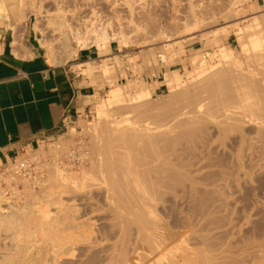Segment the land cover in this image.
I'll return each mask as SVG.
<instances>
[{"label":"bare ground","instance_id":"bare-ground-1","mask_svg":"<svg viewBox=\"0 0 264 264\" xmlns=\"http://www.w3.org/2000/svg\"><path fill=\"white\" fill-rule=\"evenodd\" d=\"M26 1H30L28 4L29 6L25 4ZM35 1L36 0H0V25H5L7 29L6 31H10L13 35L16 36L21 25L24 26L25 30H27L32 18L35 17L36 20L34 23L32 22L33 26L31 29L34 31L36 40L39 42L41 48L45 52V59L47 63L53 67L69 63L77 57V54L80 50L96 47L98 48L101 46L104 47V49L110 48V46L103 45H110L112 41H118V38H120V36L118 38H115V36L114 38L110 37L108 29L111 24L107 23L109 25H107L106 27L104 23L102 25L103 21L100 19L104 18V15L102 16L99 14L100 16L98 17V13H96V11L94 12V19L96 22H98V26H91L87 24L89 22H83V25L86 26L82 30L77 27L78 24L77 26H74L73 24L75 23H71L74 21H70L71 19H68V11L66 12L64 7L62 8L60 6V3H58L59 8L56 9L55 13H49V11L45 10L43 6H37ZM61 2H63V0H61ZM126 2L129 8H132L131 6L134 4L135 0H127ZM193 12L194 11L192 10V13ZM44 13H46L45 16H43ZM194 16L195 20L197 21L198 17L196 16V13ZM41 18H44V24L42 23L43 25L41 24ZM254 22V24L249 26V29L253 27L255 28L254 30H256L257 33H253L252 35H250L248 45L241 46L240 50V53H243L246 60L242 59L243 61H241L236 59L233 54V49L225 48L221 49L219 53L220 60L218 61V63L212 65L210 64L211 62L209 63L207 59L208 57L214 56L215 54L208 53L207 55H203L202 53L197 52L196 56L192 58V64L196 69V71L194 70L196 74L193 77L194 82L192 83V85L190 84L191 86L189 85V87H183V89L181 87L185 84L187 85L189 80L184 81V77H179L177 74H175L174 78L170 79L168 83L169 86H171L172 94L170 93V99H168L167 101L170 102L172 106L170 107V105H166L165 107L170 108H167L164 111L162 110L160 112L161 116L158 115V109H155L158 112L155 113L153 111L154 109L151 107L155 104H152L151 100H149L151 96L149 93V88H144L142 92L139 91L143 86H133V89H135V94L131 96L128 95L126 99H121L119 92L115 94L113 92V99L107 100V104H104L106 105L105 113H108L110 108L115 104L121 102L131 103V105L124 107V111H126L128 117L120 121H114L111 124L110 128L104 126L105 128L102 127V130H99L98 128L95 130V132L97 130L102 131L101 135L105 133L104 135H102L103 137H101L100 135V137H97L103 138L101 139L103 140L102 143H100V141L98 143H95L97 139H94L95 141L93 140V149L95 151L93 156H96V160H94L95 162L93 161L94 163L92 164V176L98 181L95 184L96 186L100 183L99 181H102L103 179V183L101 184H105L103 186H107L106 191L109 190V192L111 193H108V191L106 192V194L108 193L107 197L109 196V199L106 197L108 200L107 202L112 200L113 203V205L110 204L109 208L115 210L113 212V216L115 217V215H117V218L115 219L119 220V222H117V225L115 220L113 222L116 226H118L119 223L121 224V232L118 230L119 232L117 233H119V235H121L120 233H122V238L119 236L121 239L119 237L118 238L121 241L119 239L117 240L118 242L116 241L117 243L120 242L119 246H115V243L112 245L113 250H110L111 255H109L111 257V262H115V264H241L242 262L240 263L239 261L243 260V258L244 260H246L247 258L245 259V257H248L247 254L251 251H255L254 247H257V243L258 246L259 244H263L264 246V243L261 242L263 241V239L259 240V242L261 243H259L258 241H256V243L254 242L256 246L250 245V247L248 245L246 246L245 244V246L248 248L245 250L251 251H247L248 253L246 251H242L245 252L246 256H243L242 259L238 258L240 260L237 259V262H229V260H231L232 253L235 250L231 252L230 256L231 245L226 244L227 247H225V245L223 246L222 244L224 250H220L219 247H222L220 245L218 247L220 250L219 252L216 249L218 244H221L220 241H216L218 238H215V242L210 241L211 239H213L212 237H217V235L219 234L212 237H207L208 235H210L209 233H207V231L209 232L211 227H209V230H207L208 228L206 229V225L203 226L204 223H201L200 225L201 227H203V230H201V234L203 233V231H206V233L202 235L195 234L194 237H197V235L199 236L195 239H198V244H201L203 247H198L197 249H195V247L194 250H192L193 248L189 249L192 244L198 245L195 244L197 242L194 243L193 241L189 240V237L192 236L191 234L197 232H194L195 230H193H197L196 226L192 229L193 224L198 226V222H195L197 219H194V213V216L189 215L190 219L185 218L193 224L183 223V225L185 224L184 227L186 229L187 227H189L188 230H186L185 228H181L180 226V224L182 223L181 220L183 219H175L173 222L175 224V227L173 225V229L178 228V230L175 229V231L170 229L172 227L168 226L170 221L172 223V220L169 221V219H166L167 217L161 214L164 213L165 215L166 211H169L170 208H168L167 210H162V208H159V204L163 201V198L165 196V198H168L166 195L167 191L174 190L173 192H170L171 194L177 191L178 188H182L184 189V194H186L187 192L185 190L187 188H185V186H187L188 182H191L192 185L190 186V189L193 190H191L190 192H193L192 194H194V197H192L190 194L189 197H192L193 199L188 200L193 201L194 198H196V204H194L195 201L193 203L191 201L190 203H192L193 206H189V208L194 207V211L197 210L196 213H199L198 217H203L204 207H211L209 204H207L209 203V201L206 202L209 196H213L211 197L212 199L209 198L211 199V202L214 201L213 204H215V202H218L217 200L219 199L225 202L229 198V193H227L228 191L226 193H222V191L220 190L223 188L217 190V188L220 187H217V184L220 185L218 181H221V179L230 181V174H234L236 171H242L244 170V168H252V171H254L253 169L255 167H259L258 163L264 160V37L262 36V32L259 30L261 25L259 23V20L255 19ZM48 31L52 32V34L49 33L50 36H52L51 38H49L47 35ZM118 31L119 30H117L116 32ZM226 33L227 32L225 31L224 33H222L224 34V37ZM121 34L119 33L118 35ZM216 38L214 39L216 41L215 44L217 45L219 40H216ZM122 39L123 38H121V40ZM18 47L19 46L17 38L14 37V41L12 42L13 53L16 56H21ZM109 67L110 66L105 65L104 69L102 68L105 74L111 71ZM90 70L93 71L92 68L88 69V71ZM179 88L183 91H179L178 93L177 90H180ZM148 100L150 101L151 104H149L151 106L147 105ZM126 109L130 110L127 111ZM132 113H136L137 115L131 117ZM158 116L161 120L157 122L156 120L159 119ZM92 126L93 124L90 123L91 128ZM76 135L77 133L74 131L70 137H75ZM95 136L93 135V137ZM216 136L218 137V139H213L216 138ZM70 137L60 136V142L57 145L56 149H60V151L63 149L65 150L66 144L72 141L70 140ZM212 141L213 143H211ZM228 141H230L231 145L228 144V146L226 145L225 147H240V150H238V152L236 151L237 153L234 151V153L237 154V157L233 155V157L235 158H232V164L229 162L231 161L230 158L232 154L230 156L221 153V155L219 156L216 155L217 157L215 155L214 157H212L213 153L215 154L216 152L214 151V147L217 145V143L218 145H220L219 147H224V145L227 144ZM212 144L214 145L211 148ZM202 148L204 149L203 151L200 150ZM197 150H200L201 152L199 153ZM44 151L45 150L42 148L41 153L43 154ZM45 154L46 153H44L43 155ZM89 155L90 154H88V156ZM247 157L251 162H253L254 160L259 161L253 164L257 166L254 167L253 165H250L251 163L247 164L248 162L246 161L248 160L245 161ZM57 160L58 159H56V163L54 166L50 167L48 165L50 167L48 168V170H50V176L48 175V177H50L49 179L51 181H55L56 183H69L72 180L75 181V184H69L70 186H73L71 188V190L73 189L72 191L77 189L76 186L77 184H79V182L84 181L90 175V173L86 172L85 168L83 169V177L81 178L77 176V173H71L72 175L70 176L65 175L63 174L64 170H61L59 165H56L58 164ZM205 160L209 161L205 162ZM213 166L222 167L224 170H221V174L214 173V170L213 172L209 171L211 176H207L208 174L205 173L206 171L204 172V175L201 174L195 176L199 173H196L195 175L193 174L194 171H197V169L195 168L203 170L202 168L205 169ZM208 169L210 170V168ZM208 169L206 170L208 171ZM233 169L236 170L233 171ZM238 172H236V174ZM249 173H247V175H249ZM192 174L194 176H191ZM214 174L215 176L216 174H218V177L221 176V179L218 180V177L215 178ZM224 175H226V177H224ZM257 176L261 177V175ZM208 177H214L215 179H217L216 182L218 183L214 182V185H211L213 188H216L215 190L211 188H209L210 190H205L203 187L205 186V184H203L202 186L201 183H197L200 185L198 187V185L196 184L197 181L195 182V180L198 179L199 181H202V183L203 181H209L210 178ZM240 180L239 184L241 183ZM11 181H7L8 186L12 191H14L12 193L11 199L7 197L6 189H4L0 185V264H90L92 260L93 262L95 260H98L97 258L99 256H102L101 254L103 252L106 251V253H108V248H112L110 247L111 245L108 246V248L105 247L106 249L104 250V247H101L102 250L98 247L99 245L102 246V243L105 244L106 241L102 238L104 242H100L102 239L100 240V238H96V236L100 237L98 235L101 233V230H99L100 228L98 229V226H96V224L94 223L97 221H93V219L95 218L90 221V217L84 216L86 217V219H89L83 221L82 218L84 219V217L81 214H79L82 216L80 220V217H77L76 213H80L78 208H73L74 205L70 204H73L74 202L78 203V201L81 199L80 197V199L77 198L78 200L66 201L62 192L57 197H53V195L45 196V194L44 196L43 194H41V196L39 195L40 197L43 196L42 198H44V201L45 199H47L46 201L49 203L47 207V202L45 201L44 203L43 200H41L42 198L40 199V197H37L38 193L36 194L34 192H31L33 190L28 188L26 189L27 193H25L27 198L30 199H27L29 201L28 203V201H23L21 192H18L14 190V188H12L13 186L11 184ZM18 181H21L23 184L27 183V185H29L27 180L19 179ZM18 181L16 180L15 182L17 183ZM213 181H211L210 184H212ZM226 181L223 182L226 183ZM259 181L263 182L261 180H258L257 182L259 183ZM237 183L238 182H236V184ZM261 186H264V184H260L259 187ZM104 187L99 188L103 189ZM29 189L31 191H29ZM178 190L181 191V189ZM263 190H259L260 192L257 191V193L254 192L257 195L255 199H258V196L260 195L259 193H262ZM174 194L176 195V192ZM188 194L189 193H187V195ZM251 194L253 193H249L247 195ZM110 195H112V198ZM187 195L184 196L187 197ZM198 195H200V197H197ZM215 195L218 198L220 196V198H217V200H215ZM253 195L251 196L253 197ZM184 196L181 195V199H183L182 197ZM236 197L238 198V196ZM252 197L247 196V198L245 199H247L246 201L249 202L253 199ZM177 199H179V197H177ZM188 200L184 202L188 203ZM198 201H202V203H199L200 205H205L203 209H200L203 210V213L201 212L202 214L198 210V206H200L197 203ZM224 202L221 204H224ZM251 202H253L252 206L256 207V211L258 212H254V207H252L251 209ZM251 202L244 203L246 204V209H251V213L254 212V215L261 213V210L263 209L259 208H262V206H259V208H257L258 206L254 205L255 201L252 200ZM19 203H21V205H19ZM50 203L55 204V208L58 209V213H53L52 210L49 209ZM177 203L183 202H181L180 200V202ZM227 203H225L226 205H224L227 206ZM213 204H211L212 208L215 207L216 209L218 203L216 204V206H213ZM221 204L219 207L217 206V210L219 208H224L222 207L224 205L221 206ZM111 205H115L116 207H112ZM194 205H198L197 208ZM244 208L245 207H243V210L240 209L239 211H247ZM157 209L165 211L161 212ZM190 210L192 211L193 209ZM236 210L237 209H235V211ZM93 211L95 210H92L91 212ZM239 211L238 213H240ZM158 212H161L160 215ZM95 213L93 212V214ZM263 214L264 213H261V215ZM161 215L162 218H165L161 219ZM230 215L232 214L230 213ZM234 215H237V213ZM192 216L194 217L193 219ZM246 216L249 217L251 216V214H248ZM220 218L222 217L220 216ZM238 218L239 217H237V219ZM244 218L245 216H243V219ZM261 218H264V216L260 217V219ZM172 219L174 218L172 217ZM227 219L228 218H226V220ZM231 219H233V217ZM163 220L168 221H166V223ZM236 222L237 221H235V223ZM255 224L257 223L255 222ZM207 225L211 226V224ZM260 225V227H264L262 226V224ZM133 226L135 230L132 228ZM259 226L256 225L255 227L257 228ZM201 227L199 228L202 229ZM131 229H133L134 232H138L137 235L139 237L137 235L136 236L139 239V242H137V244H139V246H137L139 251H137L136 249L137 254L134 255L135 257L132 256L133 258H128V255H126L128 253L127 251H125V248L129 247L126 246L127 241L129 240L128 243L131 241L130 236L132 237L131 233L133 232ZM262 229L264 231V228H261V231ZM230 230L226 233H231ZM257 230L259 231V229H256L254 231ZM114 232L111 233L115 234ZM213 232L214 231L212 229V234H215ZM263 233L264 232H261V234ZM129 234L131 235L129 236ZM249 234H252V232H250ZM229 235L230 234H228V236ZM27 236L29 237L27 238ZM221 236L222 238L224 236L227 237V234H224V236L220 235L218 237L220 238ZM255 236L257 235L255 234ZM25 237L27 239H25ZM126 237L129 238L126 239ZM250 238L251 237H248V239ZM257 238H261V236ZM222 240L227 241L226 239ZM240 240L242 241L241 238ZM124 241H126V245H124ZM189 241H191L192 244ZM225 241L222 242L225 243ZM189 243L191 244L190 246ZM233 243H231L232 247H234L233 249L238 250L239 248H241L238 250V252L235 251L234 253L237 256H239L238 254H243L240 252L241 250H244L243 241L242 243L238 242L240 243V245L242 244L239 247L234 246L235 244ZM261 246H259V249H264V247ZM97 247L100 250H93ZM118 247L120 248V250L118 249ZM256 252L260 253L258 249ZM262 253L259 256H261ZM109 256L107 257L110 258ZM259 258L261 259V257ZM99 259L102 258L99 257ZM260 259L256 261H260ZM263 261L264 259L261 260V262Z\"/></svg>","mask_w":264,"mask_h":264},{"label":"rangeland","instance_id":"rangeland-1","mask_svg":"<svg viewBox=\"0 0 264 264\" xmlns=\"http://www.w3.org/2000/svg\"><path fill=\"white\" fill-rule=\"evenodd\" d=\"M126 1L127 0H63V2H61V0H36L35 1L37 6H39V5L43 6L45 8V10L49 11V13H55L56 9L59 8L58 3H60V6L62 8L64 7L66 12L68 11L67 12L68 13L67 14L68 19H71L70 21H74L71 23H75V24H73L74 26H77V24H78L77 27H79V29H82V30L86 26V25L85 26L83 25V22H89L87 24L91 25V26H98V22H96L94 19V12L96 11V13H98V17L100 15H102V16L104 15L103 16L104 18L100 19L103 21L102 25L104 23L105 27H106L107 25H109L107 23L111 24L112 27L110 26L108 29V33L110 34V37L114 38V36H115V38H118L120 36V38H118V41H112V42H115L117 45H119V46H117V56H115V59L113 61H109V60L103 61L102 65L98 66V69L101 70L102 73L107 77L108 89L103 94L101 100H99V102L94 105L93 113L90 115V118L88 120H86V123L82 126V128H80L79 130L75 129L77 132V135L75 137L74 136H72V137L74 139L75 138L76 139L74 140L72 137H70V132H68V133H65L63 135L66 137H70V140H72V141L70 143L66 144L65 150L63 149L60 151V149H56L57 145L60 142L59 141L60 136H59V137L44 141L43 143H41V145L39 147H37V149L35 151L27 154V157H25V158H31L32 157V159H38L37 165L39 167H41V170H42L41 172H43L42 175L44 178L43 179L44 182H43V184H41V186H38L35 188L32 184H29V185H27V183L23 184L21 181H18L16 184L12 185L13 186L12 188H14V190L21 192L22 197H23V201H25V202L30 200L27 198V196L25 194V193H27L26 189H28V188L33 190V191H31L29 189V191L34 192L36 194L38 193L37 197H40L41 194H43V196L45 194V196L46 195H53V197H57L62 192L66 201L78 200L77 198H79V197L82 199L81 200L79 198L80 200L78 201V203L74 202L73 204H70V205H74L73 208H78L80 213H78V212L76 213L77 217L78 218L80 217L79 220L82 218V216L83 217L84 216L90 217L91 218L90 221H92V219L95 218V219H93V221L97 220L96 221L97 223L96 222H94V223L96 224V226H98V229L100 228L99 230H101V233L100 234L98 233L99 234L98 236H100V237L96 236V238L97 239L100 238V240L103 238L106 241L105 244L102 243L101 244L102 246L99 245L98 247L101 250L103 247H104L103 248V250H104V249L108 248V246H110V245H111L110 247H112L110 249L108 248L109 250L107 249V251H109L108 253H106V251H105L101 254L102 256H99L102 259H99V257H98L97 258L98 260H95L94 262L92 260L90 264H115V262L110 261V259H111V257L109 256V255H111L110 250L111 251L113 250L112 245L114 243H115V246H117V245L119 246L120 242L117 243L118 242L117 240L122 235V233H120L121 235H119V233H117L121 230V228H120L121 224L119 223L118 226H116L117 222H119V220L115 219V218H117L116 217L117 215H115V217L113 216V212L115 210H112L109 208L110 204L113 205L112 200L109 201L111 203L107 202L108 201L107 198L109 199V196L107 197V195H108V193H110L109 190H107L108 193L106 194V192H107L106 187L107 186L104 187L103 185H105V184H103V185L101 184V183H103L102 182L103 179H102V181H99L100 183L96 186L95 184L98 181L96 180V178H94L92 176V164L95 162L94 160H96V156H93V154L95 153V151L93 149V147H94L93 146V144H94L93 140L97 139L98 140V141L96 140L97 142L94 140L95 143H98L99 141H100V143H102L103 140H101V139H103V138H97V137H100V136L103 137L102 135H104L105 133L101 135L102 131H99V130H102V127L103 128H105V127L110 128L111 124L114 121H120V120L128 117V114H126V111H124L125 110L124 107L131 105V103L121 102V103L115 104L114 106H112L110 108L108 113H105L106 105H104V104L105 103L107 104V102H108L107 100L113 99L112 96L117 92L120 93L121 99H126L128 95L131 96V95L135 94V89H133V86H135V87L136 86L137 87L143 86L142 88H140V90L138 88V90L140 92H142V90H144V88H149V93L151 95L149 100H151L152 104H155V105L151 106L150 105L151 103L149 100L147 101V105H150L154 109L153 111L155 113L157 112V110H155V109H158L159 113L158 112L157 113H158V115L161 116L160 112L162 110L164 111L165 109L170 108L172 106L171 103L167 101L168 99H170V96L172 94L171 93V90H172L171 86H169V83H168L170 81V79L174 78L175 74H177L179 77L180 76L184 77L183 78L184 81L189 80L187 85L185 84L181 88L189 87V85L190 84L192 85V83L194 82L193 77L196 75L195 74L196 69H195L194 65L192 64V58L194 56H196L197 52L202 53L203 55H207L208 53H212V54L217 55V56L214 55V56L208 57V59H207L209 61V63L211 62L210 64L215 65L220 60L219 53H220L221 49L232 48L234 57L238 60L243 61L242 59H245V58H244L243 53L242 54L240 53L241 46L248 45V43H249L248 41L250 39L249 36L252 35L253 33H257V31L254 30L255 28L252 27V28H250L252 30L249 29V26L256 23V22H254L255 19L259 20V23L261 24L259 30L262 32V34H263L262 36L264 37V0H135L134 4L131 6L132 8H129ZM29 2L30 1H26L25 4L27 6H29L28 5ZM63 3H65V4H63ZM192 10L196 13V16L198 17V19H197L198 22L195 20V16H194L195 13L193 12L194 13L193 14ZM45 15H46V13H44L43 16H45ZM72 19H74V20H72ZM35 20H36V18L33 17L30 24H29V27L27 29L28 32H27V30H25L24 26H22V25L18 29L17 35L19 38L22 39L23 43H25V39L27 38V36H29L30 31H32L34 33V31L31 28H32ZM40 20H42L41 24L42 23L44 24V22H43L44 18H41ZM246 27H248V28H246ZM254 27H255V25H254ZM117 30L121 31V32H119V31L118 32L120 34L121 33L122 34L118 35L119 33L116 32ZM224 31L227 32L225 34V37H224V34H222V33H224ZM240 31H242V32H240ZM218 32H219V34H218ZM49 33L52 34V32L51 31L47 32L48 37L51 38L52 36H50ZM240 33H242V34H240ZM4 35H5L6 41L8 43H11L12 32H10V31L5 32L4 31ZM121 38H123L122 40H124V41H122ZM214 38H216V40H219L217 45L215 44L216 41ZM229 44L231 46H229ZM103 46H110V45H103ZM96 49L100 52L101 55H104L109 50V48L104 49V47H102V46L98 47V48L96 47ZM40 50H41L43 56L45 57L44 50H42L41 47H40ZM155 61H156V63H155ZM105 65L110 66L109 68L111 69V71L106 73V74L104 73V70H103ZM49 66H51V65L49 64ZM173 72H174V75H173ZM160 84H164L166 87L162 88L157 93L155 90V86H161ZM144 86H146V87H144ZM150 87L153 90H151ZM179 91L182 92L183 90L182 89L177 90L178 93H179ZM113 92H114V94H113ZM167 102L170 104H168ZM166 105L167 106L170 105V107H165ZM150 106H148V107H150ZM160 108H162V109H160ZM128 110H130V109H128ZM135 115H137V114L132 113L131 117H134ZM153 120H151V121H153ZM159 120H161L160 117L156 121L158 122ZM90 123L93 124L92 128L94 129V131L90 127ZM100 126H101V128H100ZM97 128L99 130H97L95 132V130ZM93 132H94V134H93ZM97 132L100 134H98ZM86 133H89L90 135L86 134ZM63 135H61V136H63ZM93 135L94 136L98 135V136H95L96 137L95 138V137H93ZM213 139H218V137L216 136V138H213ZM211 143H213V141ZM53 144H55L56 146ZM228 144L231 145L230 141H228L227 144L224 145V147L223 146L219 147L220 145H218V143H217L216 146H218V147H216V146L214 147V151H216V152H215V154L213 153L212 157H214V155L219 156V155H221V153H224L225 155H230V156L232 154V156L230 158L231 161H229L232 164V161H233L232 158L233 159L235 158V157H233V155H235V156L237 155L236 153L238 152V150H240L239 149L240 147L239 146H236L235 148L225 147L226 145L228 146ZM213 145L214 144H212L211 148L213 147ZM42 148L45 150L44 151V153H46L45 155H43L44 153L43 154L41 153ZM215 148H217V149H215ZM224 148L229 150V151L225 150ZM232 149H234V150H232ZM200 150L203 151L204 149L202 148ZM200 150H197V151L200 153L201 152ZM230 151H232V152H230ZM234 151L235 152L237 151V152L234 153ZM209 152H211V151H209ZM88 154H90V155L88 156ZM56 159H58L57 160L58 164H56V165L57 166L59 165L60 169L64 170L63 174L70 176V175H72L71 173H73V174L77 173V176L81 178V177H83V169L85 168L86 172L90 173L89 177L86 178L84 181L79 182V184H77V186H76L77 189L74 191H72L73 189L71 190V188L73 186L69 185L70 183L75 184V181H73V180L70 181L69 183H66V182L65 183H59V182L56 183L55 181H54L55 182L54 183L53 181H51L49 179L50 177H48L49 172H50V170H48V168L55 165ZM246 160H248V161H246ZM207 161H209V160H207ZM207 161L205 160V162H207ZM245 161L248 162L247 164L251 163L250 165L255 164V162L256 163L259 162L256 160L251 162L248 159V157L245 159ZM229 162H228V164H229ZM234 162H233V164H234ZM258 164H259L258 168L255 167L257 165H253L255 167L253 170L255 171V169L257 168L255 172H258V173H255L254 171H252V168H246V169L244 168V170H242V171H239V172L236 171V172H238L237 174H236V172L234 174H230L231 175L229 177V179L231 178L230 181L229 180H227V181L222 180L221 176L218 177V174H216V176L214 174L215 178L218 177L217 178L218 180L221 179V181H218L220 185L217 184V187H219V186L220 187L217 188V190L218 189L220 190V188H223L220 190V191H222V193H226L227 191H228L227 193H229V195H228L229 198L227 199V201L224 202L222 200L224 202V204L228 202L227 206H225L226 204L225 205L221 204L223 202L221 201V199H219L220 196H219V198L216 197L217 194L215 195V197H216L215 200H217V198L219 200H217L218 202H215V204H213L214 201L211 202V199H212L211 197H213V196H209L208 200L206 202L209 201V203H207V204H209L211 207H209L208 205H207L208 207H204L205 206L204 204H203V206L200 205L199 203H202V201L197 202L198 205H200V206L194 205L196 208H197V206L199 207L198 210L200 211V213L201 212L203 213V210H200V209H203V207H204V213H203L204 216L198 217L199 213L198 212L196 213L197 210L194 211V209H195L194 207L189 208V206H193L192 203L194 201H195L194 204H196V198H194L193 201L188 200V199H193L192 197H194L193 196L194 194H192L193 192L192 193L190 192L191 190H193V189H190V186L192 184H191V182H188L187 186H185V188H187L185 191L187 193H189L188 195H187V193L184 194L185 192L183 191L184 189H182V188H178V189H181V191L178 189H177V191H175L176 195L174 194L175 192L170 194V192H173L174 190L166 192V195L169 199L165 198L166 197L165 196L163 198V201L159 204V208L160 209L162 208V210L163 209L167 210L168 208H170V209H169V211L168 210L166 211L165 215H164V213H161V212H164L165 210L162 211L160 209H157L158 211H161V212H158L159 215L161 213L163 216L167 217L166 219H169V221L172 220V223L170 221L168 224V226L172 227L170 229L178 230V228L173 229V225L175 227V224L173 223L174 220L175 219L187 220L185 218L190 219V216L193 215V213H194L195 216L194 215L193 216L195 218L192 216V219L194 218V219L198 220V221L197 220L195 221V222H198V226L194 225L192 222H189V220H187V221L181 220L182 223L181 224L179 223L181 228H185L184 227L185 224L183 225V223L193 224L192 229L195 228V226L197 227V230L193 229V230H195L194 232L197 231L196 233H192V231H191L192 234L191 233L190 234L193 237L190 236L192 238L189 237V240L193 241L194 243L197 242L195 244L199 243L197 241L198 239L196 240L195 238H198L199 237L198 235H202V234L206 233V231H203V233L201 234V230H203V227H201L200 224L204 223L203 226L206 225V229L208 228L207 230H209V227H211L210 228L211 231L210 230H209V232L207 231V233L210 234V235L207 234L208 235L207 237H212V236L219 234V235H217V237L216 236L212 237L213 239L210 240V241L215 242V240L218 238L216 241L217 242L220 241L221 244H218L216 249L219 252L221 249L224 250V247H223L224 245H225V247H227V245H231L230 256H231L232 251L235 250L238 252V250L241 249V248H239L238 250L233 249L234 247H232L231 243H233V242L242 243V241H243L244 247L243 246L242 247L244 248V250H241L240 252L243 253L244 255L241 254L242 255L241 256L240 254H238L239 256H237L234 253L235 252L234 251L232 253L231 260H229V262L230 261L231 262H237L238 260H240L238 258L242 259L243 256H246L245 252H242V251H246V252L248 251V250H245V249H248L246 247L247 245L248 246H250V245L256 246L254 244V242L255 243H256V241L259 242L260 239H263V241H261V242L264 243V233L261 234V232H264L263 229L261 231V228H264V227H260L261 226L260 224H262V226H264L263 225L264 224L263 223L264 218H261L263 220L260 219V217L264 216V214L261 215V213H264V208H263L264 207V205H263L264 204V201H263L264 200V198H263L264 197L263 196V194H264L263 189L264 188H262L264 186L259 187L260 184L261 185L264 184V160L260 161V163H258ZM216 167L217 166L208 167V168H210V170L208 168H205V169L202 168L203 170H199V168H195V169H197V171H194L193 174L195 175L196 173H199V174H196L195 176H198L201 174L204 175V172L206 171L205 173L208 174L207 176H211L209 171L213 172V170H214V173H220L221 174V170H224V169L222 167H219V166L217 168ZM206 169H208V171ZM236 169H233V171ZM259 169H261V170H259ZM247 173H249L250 176L247 175ZM193 174L191 176H194ZM243 174H245L246 176ZM257 175H261V177L257 176ZM224 177H226V175H224ZM208 178H210V180L207 179L209 181H203V183H202V181H199V179L195 180V182L197 181L196 184L201 183L202 186H203V184H205V186H203L205 190H210L209 188L215 190L216 188H213L211 185H214L213 183L216 182L217 179H215L214 177H208ZM240 179H244V180H240ZM98 180H101V179H98ZM239 180L241 182L240 184H239ZM258 180H261L263 182L259 181V183H260L259 184L257 182ZM211 181H213L212 184H210ZM223 181H226V183H224ZM51 182H53L54 184ZM218 182H216V183H218ZM221 182H223V183H221ZM236 182H238V183L236 184ZM233 184H234V187H233ZM24 185L25 186L27 185L28 187L26 186V188H25ZM67 185H69V186H67ZM100 185H102V186H100ZM197 185H198V187L200 186L199 184H197ZM94 186L97 188L104 187L105 189L104 188L103 189H101V188L97 189ZM214 187H216V186H214ZM257 187H258V189H257ZM3 188L4 189L6 188V191L10 193V194H7V197H9L11 199L12 193L14 191H12L8 185L4 186ZM191 188H193V187H191ZM241 188H244V189H241ZM259 188H262V189H259ZM259 190H263L262 193H259L260 194L259 196L263 199H261L258 196V199L260 198L258 201V199H255V198L257 197V195H256L257 191L260 192ZM168 192L170 195L168 194ZM254 192H256V193H254ZM249 193H253L255 195L251 194V195H253V197H252L251 195H247ZM177 194H179V195H177ZM190 194L192 197H189ZM181 195L182 196L187 195V197H189V198L184 196V197H182L183 199H181V197H180ZM110 196L112 198V195H110ZM236 196H238V198ZM240 196L243 197L244 199L247 198V196H250L253 198L252 200H254L255 203H257V204L259 203L258 205L254 203V205L258 206L257 208H259V206H262V208H259V209H263V210H261V213L257 214L260 217H258L257 215H254L258 211H256V207L252 206L253 202H251L252 201L251 198H250L251 201H249V202H251L250 203L251 209H252V207H254L255 213L254 212L251 213V209H249V208L246 209V204H244V203H249V202L246 201L247 199L244 200ZM42 197H40V199ZM177 197H179V199H177ZM195 197H196V195H195ZM197 197H200V195H198ZM230 197H231V200H230ZM209 198H211V199H209ZM226 198H227V196H226ZM165 199L167 200V203H166ZM41 200H43V202L45 203V201L47 199H45V201H44V198H42ZM180 200L183 203H177V202H180ZM186 200H188L187 202L189 203V205H188V203L184 202ZM239 200H241V201H239ZM191 201H192V203H190ZM244 201H246V202H244ZM28 203H29V201H28ZM234 203L235 204L237 203V204L235 205ZM261 203H263V204H261ZM48 204L49 203L47 202L46 203L47 207H48ZM211 204H213V206H216V204H217L218 207L221 204V206L224 205V206H222L224 208H221V209L219 208L220 210L219 209L217 210L218 207L216 206V209H215V207H213L214 208L213 209ZM19 205H21V203H19ZM165 205H167L168 207ZM114 206H112V207H114ZM55 207H56L55 204L50 203L49 209H51L53 213H58V209ZM243 207H245L244 209L247 211H245V212L239 211L240 209L243 210ZM157 208H158V206H157ZM190 209H193V210L191 211ZM235 209H237L236 210L237 212L235 211ZM92 210H95L93 212L94 213L96 212V213L93 214V212H91ZM216 210H217V212L219 211L218 213L220 215L216 212ZM223 210H224V212H223ZM225 210H228L229 213H228V211H225ZM238 211L240 213H238ZM235 212L237 213V215H234V214H236ZM230 213L232 215H230ZM242 213H243V215H242ZM79 214H81L82 216ZM168 214H169V216H168ZM248 214H251V216H249L250 218L248 216H246ZM162 215L160 216V218L164 219L165 217L162 218ZM220 216L222 218H220ZM243 216H245L246 220H245V218L243 219ZM254 216H255V218H254ZM86 217H84V219L82 218V220L86 221L87 219H89V218L86 219ZM172 217L174 219H172ZM224 217L228 218L227 219L228 221ZM232 217H233V219H231ZM237 217H239L240 219L238 218L239 219L238 220ZM114 220L116 221V225L113 222ZM163 221H165V220H163ZM166 221H168V220H166ZM192 221H194V220H192ZM235 221H237V222L235 223ZM249 222H251L252 224ZM255 222L257 224H255ZM207 224H211V226L207 225ZM256 225H258V226L260 225L259 226L260 228L259 227L256 228L255 227ZM190 226H192V225H190ZM199 227H201L202 229H200ZM132 228L135 230L134 226ZM188 228L189 227H187V229L186 228L185 229L188 230ZM133 229H131L133 231L131 233L132 237L130 236L131 234H129L131 241L128 243L129 240L128 241L126 240L127 245L125 244L126 241H124V245L129 246V247L125 248V251H127V253H128V254H126V255H128V258H130V257L133 258L132 256L137 254L136 252L139 251V249L137 247V246H139V244H137V242H139V239L137 238L138 232H134ZM190 229H191V227H190ZM212 229L214 231L213 233H215V234H212ZM253 229L254 230L259 229V231H261V232H259L258 230L254 231ZM229 230L231 231V233H226ZM248 230H251V231H248ZM136 231H138V230H136ZM247 231L249 233L252 232V234H249ZM253 231H254V233H253ZM111 232H114L115 234H112ZM111 234H112V236H111ZM195 234H198L197 237H194ZM224 234H227V237L224 236ZM228 234H230V235L228 236ZM255 234L257 236H255ZM220 235H223L224 237L222 238V236H221L219 238L218 236H220ZM236 235H237V237H236ZM248 235H250V236H248ZM251 235H253L255 237H253ZM247 236L251 237V238L248 239ZM260 236H261V238H257ZM28 237L29 236H27V238ZM113 237H115V238H113ZM239 237L242 239V241L240 240ZM27 238L25 237V239H27ZM127 238H129V237H126V239ZM243 238H244V240H243ZM103 239L101 241L100 240L99 241L104 242ZM192 239H194V240H192ZM219 239H221V240L226 239L227 241L222 240V241H225V243H224ZM191 241H189V242L192 244ZM230 241H231V243H230ZM135 242H136V244H135ZM228 242H229V244H228ZM261 242H259V243H261ZM190 243H189V246L191 245ZM237 243H233V244H235L234 246L239 247L242 245V244L240 245V243H238L239 244L238 245ZM250 243H253V244H250ZM121 244H120V246H121ZM222 244H223V246H222ZM245 244H246V246H245ZM220 245L222 247H219ZM261 245L263 246V244H261ZM261 245L259 244V246H261ZM259 246L257 243V247L256 248L254 247L255 253L252 252L251 250L250 251L252 253L250 251H248L250 253H248V252H247L248 254L246 253L248 257H245V259L246 258L247 259L244 260V258H243V260H241L239 262L240 263L242 262L243 264H256V263L264 264L263 263L264 261L261 262V260L264 259V253H262V252H264V249L260 250ZM98 247L93 249V250H95V251L100 250V249H98ZM198 247L201 248L203 246L201 244H198V245L192 244V246H190L189 249L193 248L192 250H194V248L197 249ZM218 247L220 248V250ZM118 249L120 250L119 247H118ZM136 249H137V251H136ZM249 249H251V248H249ZM254 249H252V250H254ZM257 249L259 250L260 253L256 252ZM261 253L263 255V258H262V255L259 256ZM234 255H235V257H234ZM107 256H109L110 258H108ZM259 257H261V259ZM256 258H258V259H256ZM259 259H260V261H256Z\"/></svg>","mask_w":264,"mask_h":264},{"label":"crops","instance_id":"crops-1","mask_svg":"<svg viewBox=\"0 0 264 264\" xmlns=\"http://www.w3.org/2000/svg\"><path fill=\"white\" fill-rule=\"evenodd\" d=\"M6 30L1 24L0 169L35 151L44 141L68 132L71 136L82 128L108 89L107 77L98 66L113 61L119 46L111 42L104 55L96 48L80 50L69 63L53 67L43 56L35 33L30 31L25 43L12 34L8 43ZM14 37L21 56L13 53ZM90 66L93 71H88ZM160 85L155 86L157 93L166 87Z\"/></svg>","mask_w":264,"mask_h":264},{"label":"built area","instance_id":"built-area-1","mask_svg":"<svg viewBox=\"0 0 264 264\" xmlns=\"http://www.w3.org/2000/svg\"><path fill=\"white\" fill-rule=\"evenodd\" d=\"M25 157H27L26 153H24L20 159L16 160L11 165H6L0 169V185L2 187L8 185V180H12L11 184L13 185L16 184L15 181H18L19 179L27 180L28 183L32 184L35 188L43 184V172H41V167L37 165L38 159ZM7 194L10 193L7 192Z\"/></svg>","mask_w":264,"mask_h":264}]
</instances>
